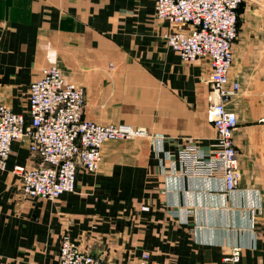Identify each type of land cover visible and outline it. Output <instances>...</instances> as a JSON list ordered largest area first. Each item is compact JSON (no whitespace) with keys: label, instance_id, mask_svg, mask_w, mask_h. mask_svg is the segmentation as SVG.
Listing matches in <instances>:
<instances>
[{"label":"crops","instance_id":"obj_1","mask_svg":"<svg viewBox=\"0 0 264 264\" xmlns=\"http://www.w3.org/2000/svg\"><path fill=\"white\" fill-rule=\"evenodd\" d=\"M154 14V0H0V91L15 113L28 114L31 83L56 66L85 89V119L147 132L105 143L99 170H80L75 191L56 201L23 196L14 169L39 160L13 143L0 174V264H59L65 234L109 264L144 253L161 264H233L234 247L237 264H264V30L234 46L239 91L227 107L242 176L227 192L221 176L181 173L178 151L196 143L207 155L217 137L211 69L183 62Z\"/></svg>","mask_w":264,"mask_h":264},{"label":"built area","instance_id":"obj_2","mask_svg":"<svg viewBox=\"0 0 264 264\" xmlns=\"http://www.w3.org/2000/svg\"><path fill=\"white\" fill-rule=\"evenodd\" d=\"M155 21H166L170 31L166 44L185 63L207 60L211 88L208 119L217 137L205 155L196 143L178 151L181 173L224 178L226 191H235L241 180L239 152L233 134L237 116L227 104L239 91L230 84L234 44L239 36V8L244 0H154ZM86 92L65 81L56 66L42 70L29 88L28 114L15 113L0 91V174L7 170L12 145L27 143L39 164L16 167L21 192L27 199L56 201L76 189L80 170L96 173L102 162V148L109 141H127L147 136L144 129L131 125H103L85 119ZM242 249L232 248L227 261L237 264ZM59 264H109L82 251L69 235L62 237ZM133 264H161L149 253Z\"/></svg>","mask_w":264,"mask_h":264},{"label":"rangeland","instance_id":"obj_3","mask_svg":"<svg viewBox=\"0 0 264 264\" xmlns=\"http://www.w3.org/2000/svg\"><path fill=\"white\" fill-rule=\"evenodd\" d=\"M263 30L264 0H248L244 2V5L239 8V36L243 35V33L257 34Z\"/></svg>","mask_w":264,"mask_h":264},{"label":"bare ground","instance_id":"obj_4","mask_svg":"<svg viewBox=\"0 0 264 264\" xmlns=\"http://www.w3.org/2000/svg\"><path fill=\"white\" fill-rule=\"evenodd\" d=\"M233 50H234V48H233Z\"/></svg>","mask_w":264,"mask_h":264}]
</instances>
